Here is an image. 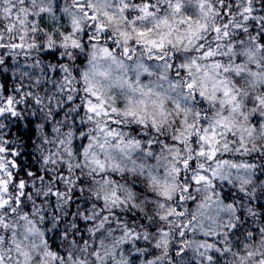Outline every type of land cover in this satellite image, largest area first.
<instances>
[{
  "label": "snow or ice",
  "instance_id": "1",
  "mask_svg": "<svg viewBox=\"0 0 264 264\" xmlns=\"http://www.w3.org/2000/svg\"><path fill=\"white\" fill-rule=\"evenodd\" d=\"M0 264H264V0H0Z\"/></svg>",
  "mask_w": 264,
  "mask_h": 264
}]
</instances>
